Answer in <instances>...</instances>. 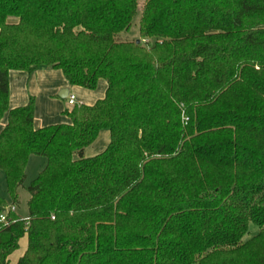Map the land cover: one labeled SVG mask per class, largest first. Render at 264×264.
Masks as SVG:
<instances>
[{
  "label": "trees",
  "instance_id": "obj_1",
  "mask_svg": "<svg viewBox=\"0 0 264 264\" xmlns=\"http://www.w3.org/2000/svg\"><path fill=\"white\" fill-rule=\"evenodd\" d=\"M140 10V42L118 39ZM40 67L104 79L105 96L35 129L33 98L8 105V72ZM101 129L106 149L84 156ZM31 155L45 167L27 219L0 224V264L25 234L17 264H264V0H0L12 204Z\"/></svg>",
  "mask_w": 264,
  "mask_h": 264
},
{
  "label": "crops",
  "instance_id": "obj_2",
  "mask_svg": "<svg viewBox=\"0 0 264 264\" xmlns=\"http://www.w3.org/2000/svg\"><path fill=\"white\" fill-rule=\"evenodd\" d=\"M8 73L10 89L8 105H10V108L21 107V105H26L30 98H33L35 104L33 125L35 129L55 123L68 124L71 122V118L65 114V111L71 109L73 106L68 105V96H60V93L64 89L68 88V95H75L76 104L93 105L97 100L105 96L108 87L104 79H99L96 89L71 85L65 78L64 73L56 68L40 67L31 72L26 70H9ZM6 121L5 116L3 124ZM110 139L111 133H109V130L101 129L97 138L91 144L85 146L84 156L92 157L100 154V152L106 149ZM32 156L29 157L28 161L33 160V163L38 164L40 172L45 167L46 159L37 161L36 159H32ZM25 213L24 216L20 215L25 217L28 214L27 210ZM255 230L256 226L253 231ZM18 244L19 247L8 257L9 264H17L18 259L26 251L28 246L26 234L19 240Z\"/></svg>",
  "mask_w": 264,
  "mask_h": 264
},
{
  "label": "rangeland",
  "instance_id": "obj_3",
  "mask_svg": "<svg viewBox=\"0 0 264 264\" xmlns=\"http://www.w3.org/2000/svg\"><path fill=\"white\" fill-rule=\"evenodd\" d=\"M140 16H141V10L138 12V14L134 17L133 21H132V26L125 31L120 32L117 35V38L122 40V41H128V40H138L140 38ZM32 159H36L37 161H41L44 160L45 157L41 156V155H33ZM38 164L33 163V160L28 161V167L26 168V178L24 180V185L21 186L18 189V197H19V203L16 204V213L17 214H21V215H25L26 210H27V201L29 199V192L27 187L30 185L31 181L38 175L39 173V167L37 166ZM0 196L2 198H5L7 205L4 206L1 210L5 211L7 209V207H9L10 204H12L11 202V198H9L8 193H7V182H5V177L2 171H0ZM250 233L254 234L257 231V228L255 231H253L255 229V225L251 224L250 225Z\"/></svg>",
  "mask_w": 264,
  "mask_h": 264
},
{
  "label": "built area",
  "instance_id": "obj_4",
  "mask_svg": "<svg viewBox=\"0 0 264 264\" xmlns=\"http://www.w3.org/2000/svg\"><path fill=\"white\" fill-rule=\"evenodd\" d=\"M75 95L74 94H69L67 98V103L69 106H74L76 105L75 103ZM185 121H188V117L184 118ZM16 205L15 204H10L9 207L5 211L0 210V224L1 225H9V223L15 222L16 220L10 217V212L11 213H16ZM54 219V217H52ZM27 219V216L24 217V220Z\"/></svg>",
  "mask_w": 264,
  "mask_h": 264
},
{
  "label": "water",
  "instance_id": "obj_5",
  "mask_svg": "<svg viewBox=\"0 0 264 264\" xmlns=\"http://www.w3.org/2000/svg\"><path fill=\"white\" fill-rule=\"evenodd\" d=\"M139 42H140V40L138 39V40H137V43H139ZM68 93H69L68 88H67V89H64V90L60 93V96H61V97H66V96H68Z\"/></svg>",
  "mask_w": 264,
  "mask_h": 264
}]
</instances>
